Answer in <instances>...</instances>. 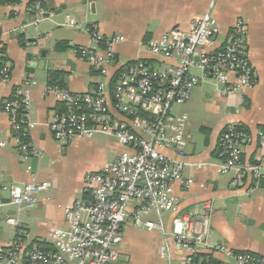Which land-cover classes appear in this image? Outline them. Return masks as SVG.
I'll list each match as a JSON object with an SVG mask.
<instances>
[{
	"label": "built area",
	"instance_id": "obj_1",
	"mask_svg": "<svg viewBox=\"0 0 264 264\" xmlns=\"http://www.w3.org/2000/svg\"><path fill=\"white\" fill-rule=\"evenodd\" d=\"M32 23L37 25L49 12L43 0H28ZM213 6L193 21L185 35L175 31L159 38L141 42L148 58L122 65L117 61L115 47L125 41L122 35L105 36L86 29L95 46L77 50L79 57L100 73L96 89L74 93L68 87L47 86L65 111L57 112L51 124L56 141L69 143L76 138L93 139L99 134L113 135L124 148L98 171L84 178L90 198L76 199L67 206L66 227L55 228L49 234L52 250L15 238L22 221L20 214L39 204V195L48 182L38 179L42 151L31 140L36 124L32 113V88L37 84L29 78L26 85L13 88L3 102L10 117L12 134L23 160L28 161L31 181L11 186L0 184L8 193L16 214H6L5 223L15 229V236L0 244V264H114L120 258V246L127 225L147 230L162 229L161 222L145 218L177 210L174 184L185 181V157L192 142L188 116L177 114L176 105H184L201 78L210 74L220 85L222 97L244 92L255 85L256 74L249 56L246 22L239 19L220 39V27L212 12ZM65 25L80 28L81 21L71 15ZM3 41L0 32V56ZM12 67L0 66V82H8ZM117 75V80H112ZM257 140L264 146V128L255 132L237 129L234 125L219 138L220 172L233 173V185L251 194L264 180V162L251 164L244 158L247 146ZM173 151L175 156L166 153ZM36 160V165L30 161ZM4 203L0 202V207ZM212 212L210 201L203 203L202 212L182 214L174 222L173 244L188 252L185 264L195 263L198 245L204 242L207 219ZM218 249L236 259L238 264H264V258L251 252H237L225 245Z\"/></svg>",
	"mask_w": 264,
	"mask_h": 264
},
{
	"label": "crops",
	"instance_id": "obj_2",
	"mask_svg": "<svg viewBox=\"0 0 264 264\" xmlns=\"http://www.w3.org/2000/svg\"><path fill=\"white\" fill-rule=\"evenodd\" d=\"M49 16L37 25L32 23L28 0L17 4L0 3V32L5 55L12 67L8 82H0V184L11 186L31 181L26 160L12 134L10 117L3 110V102L13 88L26 85L29 78L37 84L32 88L31 117L36 124L31 140L42 153L54 157L51 164L38 171V179L47 181L48 188L39 196V204L20 214L29 244L35 239L48 241L55 228L66 227L67 206L76 199H89L90 190L84 178L98 171L106 162L112 161L124 148L113 135L99 134L93 139L76 138L69 143L55 140L51 124L58 112V100L47 92L48 72L61 70L64 82L74 93L92 92L100 80V73L82 60L77 50L94 47L86 29L95 30L105 36L122 35L125 41L115 47L117 61L122 65L140 58H148L141 45L154 38L175 31L180 35L192 29L195 19L202 16L210 6L218 20L220 39L223 40L232 26L242 19L246 22L249 56L253 63L256 82L244 92L222 97L220 85L210 74L196 73L200 83L177 114L188 116V129L204 134L200 150L194 141L185 157V179L193 182L186 187L185 181L174 184L178 208L161 214L151 213L145 218L161 222L162 229L147 230L142 226L127 225L120 246V257L114 264H185L188 252L173 244L174 222L182 214L202 212L203 203L210 201L212 212L207 219L204 242L198 245L201 259H213L219 264H238L236 259L218 249L225 245L239 252H251L264 258V182L251 194L233 185V173L220 172L221 158L216 154L219 138L225 127L241 124L255 132L264 128V0H43ZM59 10V11H58ZM58 12V13H57ZM71 15L78 18L82 27L65 25L63 19ZM59 41L69 46L55 50ZM215 86L211 92L204 84ZM214 98L213 102L207 101ZM222 113L218 124L199 125L200 107L211 108ZM197 121V122H196ZM74 147L75 152L84 154L88 166L76 176L60 181L55 162L59 161L61 148ZM170 156L173 151L167 150ZM244 157L247 161L264 162V146L254 140L247 146ZM36 165V160L30 161ZM43 164V163H42ZM55 165V166H54ZM8 199V193L0 191V244L5 245L14 238L15 229L5 223L6 214H16ZM15 207V206H14ZM5 226V227H4ZM32 228L35 230L31 235ZM134 230H132V229ZM138 230L147 234L139 240ZM9 232L13 236L9 235ZM140 253L136 252L138 245ZM136 250V251H135ZM133 262V263H132Z\"/></svg>",
	"mask_w": 264,
	"mask_h": 264
},
{
	"label": "rangeland",
	"instance_id": "obj_3",
	"mask_svg": "<svg viewBox=\"0 0 264 264\" xmlns=\"http://www.w3.org/2000/svg\"><path fill=\"white\" fill-rule=\"evenodd\" d=\"M63 21L65 22V18L63 19ZM194 72L199 73L200 71H199V69H194ZM204 85L209 87L208 89L211 92H215V89H216L215 86H212L208 83H206ZM213 100H214V98H208L207 101L213 102ZM181 106H183V105H176L174 107V110L181 109ZM221 117H222V113H218L216 111L215 105L211 108H205V106H203V107H200V110H199L198 123H200L199 125H204V124L207 125L208 123H211V125H215V124L219 123ZM192 134L194 136V141L197 144V148L199 150L201 148H205L203 145L204 134H202L200 132L199 133L192 132ZM52 159H54V157H48L47 155L42 153V159L40 161V163H41L40 164V171H42L41 169L43 167L47 166V164L49 162H50V164H48V167L53 166L51 164ZM59 159H60L59 161L55 162V164H56L55 168L59 172L60 181H64L65 179L69 178L70 176L74 177V176L78 175L80 173V171H82V169H84L85 167L88 166V164H87L88 161L86 159V156L84 154H80V153L75 152L73 146H71V147L67 146L65 148H61V154L59 156ZM13 208H14V210L16 209V207L12 206V209ZM132 230H134V229H132ZM34 231L35 230L32 228L31 235H33L35 233ZM136 233L139 234L138 237H139V240L141 241L142 237H144L147 234V231L146 230H138V231H136ZM9 235L13 236V234L11 232H9ZM136 250H135L136 252L140 253L142 251V246L139 244L138 247L136 248ZM120 258H121V260H123L122 259L123 254L121 255ZM121 264H126V263H121Z\"/></svg>",
	"mask_w": 264,
	"mask_h": 264
},
{
	"label": "trees",
	"instance_id": "obj_4",
	"mask_svg": "<svg viewBox=\"0 0 264 264\" xmlns=\"http://www.w3.org/2000/svg\"><path fill=\"white\" fill-rule=\"evenodd\" d=\"M20 2H21V0H0V3H2V4H17V3H20ZM29 4H30V2H29ZM43 5L46 7V4L44 2H43ZM68 47L69 46L66 44V42L59 41L56 44V46H55V50L62 51V50L67 49ZM1 52H2L3 56H0V66H3L4 64L9 63L7 58H6V55H5L4 45L1 48ZM116 58H117V56H116ZM64 76H65V73L63 71H61V70H50L48 72V85L56 86V87H59V88L67 87L65 82H64ZM116 80H117V75L112 80V84H114ZM96 86L97 85H95L94 90L96 89ZM57 110H58L59 113L64 112L65 111L64 104L63 103H58ZM235 127L237 129L251 131V130H249L248 128H246L245 126H243L241 124H236ZM227 128H228V126L225 127L223 131H225ZM219 152H220V149H219V145H218V149L216 150V154L218 156H219ZM248 162L251 163V164H257L254 161H252V162L248 161ZM263 182H264V180H263ZM15 238L17 240L19 239V240H23L25 242H28L27 238H26V234H25V228H24L23 225L18 228V233L16 234ZM35 246H37V247H39L41 249H46V250H52L53 249V246L48 241H45V240L44 241H40L39 239H35L33 242L28 244V248L27 249H32ZM237 252H239V251H237ZM255 255H257V254H255ZM257 256L260 257L259 255H257ZM193 261L195 263L202 262L204 264H219L218 262L214 261L213 259H201L200 255H198L197 253L194 255Z\"/></svg>",
	"mask_w": 264,
	"mask_h": 264
},
{
	"label": "water",
	"instance_id": "obj_5",
	"mask_svg": "<svg viewBox=\"0 0 264 264\" xmlns=\"http://www.w3.org/2000/svg\"><path fill=\"white\" fill-rule=\"evenodd\" d=\"M59 11V10H58ZM58 13V12H57ZM49 16V14L47 15V17ZM7 201H9V200H7Z\"/></svg>",
	"mask_w": 264,
	"mask_h": 264
}]
</instances>
